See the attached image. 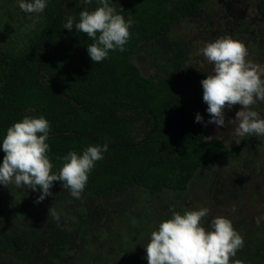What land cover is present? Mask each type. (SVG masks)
Returning <instances> with one entry per match:
<instances>
[{"label":"trees","instance_id":"1","mask_svg":"<svg viewBox=\"0 0 264 264\" xmlns=\"http://www.w3.org/2000/svg\"><path fill=\"white\" fill-rule=\"evenodd\" d=\"M205 1L113 0L135 21L131 37L124 52L93 63L91 39L63 25L94 9L95 0H49L30 18L18 0H0V137L23 117L43 115L51 124L53 172L67 152L109 144L80 199L60 181L38 204V191L0 185V264H148L143 246L174 211L207 207L205 225L228 217L214 200L221 189L211 192L207 181L223 173L230 151L208 135L203 74L188 66L184 45L173 37ZM197 113L203 122L195 121ZM193 188L200 189L196 198ZM234 209L228 218L245 246L232 264H253L264 226L239 224Z\"/></svg>","mask_w":264,"mask_h":264},{"label":"clouds","instance_id":"2","mask_svg":"<svg viewBox=\"0 0 264 264\" xmlns=\"http://www.w3.org/2000/svg\"><path fill=\"white\" fill-rule=\"evenodd\" d=\"M48 3L49 0H18V7L28 14H41ZM83 3L89 5L93 0ZM95 3L94 9L81 10L78 20L68 16L63 29L85 33L92 41L86 46L87 53L93 63H99L110 52L126 50L135 21L132 16L126 19L121 7L117 11L113 0ZM199 53L214 65L212 73L201 81L203 101L210 114L207 123H214L218 129L225 126V108L239 104L242 108L232 119L238 122L236 133L264 137V118L250 107L264 101V64L248 59L246 45L231 36L205 43ZM195 121L203 122V116L197 113ZM50 132L51 124L43 115L25 116L7 128L0 137V151L5 153L0 162V185L38 191V204L52 195L53 182L60 181L71 197L80 199L89 174L109 151V144H90L80 152L69 151L59 158V171L53 172L54 164L48 155ZM209 214V208L198 206L174 211L161 221L143 246L148 264H232L231 258L245 246V240L227 216L213 217L205 225L204 218ZM49 215L60 220L54 208H49ZM261 219L264 217H258L256 222Z\"/></svg>","mask_w":264,"mask_h":264},{"label":"flooded vegetation","instance_id":"3","mask_svg":"<svg viewBox=\"0 0 264 264\" xmlns=\"http://www.w3.org/2000/svg\"><path fill=\"white\" fill-rule=\"evenodd\" d=\"M223 36L242 41L248 49V59L264 64V0H206L198 15L184 19L173 32V37L185 47L188 66L199 70L203 79L212 73L214 65L199 53V49ZM250 107L264 118V101H257ZM241 108L239 104L231 109L226 107L225 126L219 129L214 123H208V135L224 140L230 155L224 159L228 164H222L223 173L216 172L207 183L211 185V192L221 189V194L214 197L216 206L228 217L234 216L231 210L236 206L239 224L251 220L256 229L257 218L264 217V137L236 133L238 122L232 119ZM198 191L200 189L191 191L194 198ZM189 200L193 201L192 197ZM259 224L264 226V219ZM244 225L240 228L242 233L247 231ZM257 251L253 264H264V246ZM110 264L118 263L112 261Z\"/></svg>","mask_w":264,"mask_h":264},{"label":"rangeland","instance_id":"4","mask_svg":"<svg viewBox=\"0 0 264 264\" xmlns=\"http://www.w3.org/2000/svg\"><path fill=\"white\" fill-rule=\"evenodd\" d=\"M26 15H27L28 18L31 17V14H28V13H27ZM195 189H197V188H193V190H195Z\"/></svg>","mask_w":264,"mask_h":264}]
</instances>
